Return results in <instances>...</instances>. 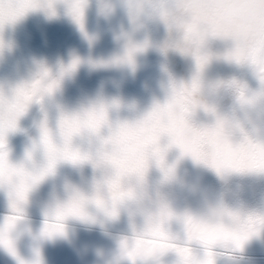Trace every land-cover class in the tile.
<instances>
[{
  "label": "clouds",
  "instance_id": "obj_1",
  "mask_svg": "<svg viewBox=\"0 0 264 264\" xmlns=\"http://www.w3.org/2000/svg\"><path fill=\"white\" fill-rule=\"evenodd\" d=\"M36 2L0 0V22L4 26L13 24L9 21ZM123 3L133 22L144 16L164 24L168 32L166 48L179 52L185 49L187 54L197 49L202 52L207 39L217 37L232 42L230 51L264 63V0H123ZM50 81L49 77L40 74L30 82L13 87L10 92L0 91V111L7 117L26 94L33 100L43 98ZM21 86L23 92L18 93ZM179 88L180 85L171 103H166L168 98L160 103L162 107L159 110L152 108L132 121L113 124L109 121L107 108V121L101 123L98 115L100 105L62 113L64 120L62 122L60 116L55 129L47 124V144L40 143L46 162L49 155H60L68 148L79 157L76 162H68L73 165L90 164L95 173L87 190L69 187L67 199L55 202L48 212L49 222L54 226L63 224V229L53 227V234L49 236L65 234L64 221L69 217L89 224L100 222L98 216L89 211L90 207L113 219L126 212L133 227L131 236L122 239L121 262L126 259L133 264L128 255L131 253L136 264L137 261L141 264H163L165 254L182 247L186 251L182 256L177 255L176 264H208L209 261L217 264L220 258L225 260V264H238L245 242L264 230V224L250 223L249 218L264 219V212L230 207L224 203L209 205L204 213L191 214V235L184 229V237L181 238L169 231V223L163 220L162 207H171L161 191L150 188L148 172L153 163L160 168L157 159L161 155L165 166L169 167L165 161L166 153L174 146L173 140L181 138L199 157V161L194 159L197 163L221 176L230 173L264 174V128L241 120L235 114L216 112L209 106L214 111L206 112L214 115V122L196 124L193 116L198 108L203 107L192 110V102L206 105L201 90L189 95V91L179 94ZM233 89L238 105L244 110L264 104L262 89L253 94L245 89L243 97ZM105 128L107 134H103ZM165 138L167 144L162 143ZM78 139L80 143L76 142ZM46 162L37 166L34 162L14 164L8 157L0 158V190L6 192L10 205L15 204L20 210L11 215L22 217L10 222L7 228L4 222L0 226V238L11 236L17 224L24 219L29 193L44 178L54 174L55 169L35 182ZM213 165H218L219 170ZM25 189L26 202L18 195ZM57 212L66 214L67 218L58 221ZM137 216L142 221L139 225L135 223ZM238 241H242L239 246ZM193 244L201 246L202 255L197 254ZM216 248L222 251H214ZM17 260L18 264H42V261L28 262L18 256Z\"/></svg>",
  "mask_w": 264,
  "mask_h": 264
},
{
  "label": "crops",
  "instance_id": "obj_2",
  "mask_svg": "<svg viewBox=\"0 0 264 264\" xmlns=\"http://www.w3.org/2000/svg\"><path fill=\"white\" fill-rule=\"evenodd\" d=\"M53 7L54 15L47 8H39L29 11L15 23L4 26L0 30V91L10 92L13 87L30 82L41 74L42 69L46 68L50 71L51 64L55 61L54 57L57 55L59 60L66 46L72 45L74 48L93 46L91 42L85 43V40H92L91 33L96 29H113L108 25L111 16L121 15L123 9L127 10L123 4L118 6L115 0H87L82 30L69 13L68 0H55ZM104 45L106 46V44ZM85 52V50L78 52L75 49L74 61H78V63L89 61L92 64L77 65L72 75L68 76L67 71H63L68 69L66 62L63 61L64 63L58 67L57 73L52 77L49 76L50 79L59 81L57 90L54 92L61 99V102L57 104V110L61 113H71L88 107L105 105L108 108L109 121L113 124L118 121H132L139 118V112H143L145 109L138 104L137 107L139 106L140 109L130 110L129 106L132 100L130 95L135 93L130 89L129 80L120 75L115 77L108 71L110 68L106 70L104 67L96 65L97 62L100 63L99 61L108 60L105 57L97 59L90 51L88 52L90 54H83ZM63 57H65V53ZM253 82V77H251L248 92L254 84ZM137 91V94H142V90L138 89ZM157 92H159V103H164L170 96L161 87ZM49 95L45 94L42 100L48 98ZM132 101L137 104V98ZM48 110L49 104L45 102L39 104L33 100L25 113L18 119L16 129L8 132L6 151L11 163L30 164L34 162L37 166H42L46 162L43 149L40 146V125L46 120L48 126L55 129L59 120V118L46 117L44 112ZM261 110L264 120L263 106ZM40 111L43 112L42 117H38ZM131 113L134 117H131ZM107 131V128L103 129V134H107ZM76 142L80 143V140L78 139ZM162 143L167 144V139L162 140ZM29 151L32 152L31 162L27 158ZM165 161L167 166L172 167V175L165 178L161 169L153 163L148 172L150 188L161 191L175 213L187 212L193 215L187 155H182L180 149L173 146L166 153ZM200 166L203 168L201 164ZM205 167L206 173L216 181L212 182L211 191L218 204L224 203L230 207H243L250 211L264 212V186L262 193L252 199L258 190V184L249 186L240 183L239 181L246 179V175L230 173L221 176L213 169ZM94 175L90 164L73 165L68 161L59 162L54 174L44 178L29 193L24 219L21 221L49 220L48 212L54 207L56 201L62 202L67 199L69 187L75 186L87 190ZM258 175L261 174L250 173L248 178L258 179ZM89 211L95 213L100 221L89 224L93 229L92 234L96 233V235L108 239L114 238V236L122 238L131 236L133 224L128 213L121 212L118 218L113 219L104 217L92 207ZM11 214L8 196L5 191L0 190V226L4 224L5 217ZM64 222L82 221L69 217ZM141 222L140 217L137 216L136 225ZM167 227L174 235L184 237V227L181 222L174 219ZM107 245L108 242L106 243L107 251L109 248L112 249ZM192 247L197 254H203L201 246L193 244ZM0 249L5 248L0 246ZM214 251L221 252L222 249L216 248ZM165 256L167 258L162 259L163 264H176L178 256L175 252H168ZM106 260L108 262V258ZM217 264H225V260L220 258L217 260ZM238 264H264V230L245 242Z\"/></svg>",
  "mask_w": 264,
  "mask_h": 264
},
{
  "label": "rangeland",
  "instance_id": "obj_3",
  "mask_svg": "<svg viewBox=\"0 0 264 264\" xmlns=\"http://www.w3.org/2000/svg\"><path fill=\"white\" fill-rule=\"evenodd\" d=\"M115 1L118 6L124 5L123 0ZM147 18L142 16L133 22L126 9H123L121 15L111 16L108 25L113 29H96L91 33L92 40H85V43L91 42L93 46L74 48L70 44L71 46H66L64 51L65 57H63V53L58 60L56 55L55 61L53 60L54 62L51 64L50 76L57 73V69L64 63L63 61L66 62V68H69L75 58V49L78 52L85 50L86 52L83 54L90 51L97 59L105 57L108 60L99 61L100 63L97 62L96 65L104 67L106 70L110 68L108 71L115 77L120 75L129 80L130 89L135 93H131L130 98L134 101L137 98V104L130 101V110L140 109L139 106L137 107L140 104L145 110L140 111L139 114L140 116L144 115L159 103V92H157L159 87L164 88L169 96L173 84L176 86L190 85L193 77L197 74L194 56L190 53H181L170 47L166 48L164 45L168 39V32L164 24L152 19L151 33ZM83 34L85 33L83 32ZM131 45L146 46L142 51L134 54L133 62L130 64L123 58ZM232 47V42L229 40L217 37L207 39L202 52L210 54L211 59L200 74L201 97L206 105L214 108L216 112L224 108L226 111L228 110V113L233 114L232 110H235L240 118H246L251 123L254 122L264 128L261 110L264 104L244 110L238 105L236 96H230L229 91L232 88L226 86L227 82L236 80L245 84L247 88V85L251 83V77H253L254 84L248 93L253 94L264 88L252 65L237 64L235 61L225 58ZM83 59L85 58L83 57ZM119 59L120 62L117 61ZM89 64L92 63L82 61L77 65L88 66ZM72 73L73 70L66 72L68 76H71ZM70 84L72 85V81ZM138 89L142 90V94L136 93ZM55 90L48 98L45 97L46 99L39 101V104L41 102L49 104V110L44 114L50 119L59 118L62 114L57 110V104L61 102V99L54 93ZM35 102L37 101L35 100ZM41 114H43L42 111L39 112L38 117H42ZM131 117H134L132 113ZM193 121L196 124H211L214 122V115L211 112H206L203 108H198L193 116ZM187 157L193 215H200L206 211L209 205L218 204L211 191L212 182L216 181L206 173V167L203 164H201L202 168L190 155ZM45 221H20L11 233V237L15 241L16 256L6 249H0V264H18L17 256L28 262L42 261V264H130L126 259L121 262L122 237L114 236V238L108 239L96 235V233L94 235L89 223L84 222H64L65 234L48 236L43 234ZM107 242V247L112 248H109L108 251L106 249ZM137 264H141V262L137 261Z\"/></svg>",
  "mask_w": 264,
  "mask_h": 264
},
{
  "label": "snow or ice",
  "instance_id": "obj_4",
  "mask_svg": "<svg viewBox=\"0 0 264 264\" xmlns=\"http://www.w3.org/2000/svg\"><path fill=\"white\" fill-rule=\"evenodd\" d=\"M54 2L55 0H37V2L32 5V7L26 9L23 13H21L19 16L14 17L9 23H15L18 19L22 18V16L26 15L29 11L36 10L39 8H47L51 14H55L54 12ZM87 0H68V5H69V13L73 17V19L80 25L81 29L83 30V20H84V8L86 6ZM4 27V24L0 22V30H2ZM146 45H131L128 47L125 57L123 58L126 60L128 63L133 62V56L136 52L142 51ZM180 51L184 54H187V50L185 49H180ZM196 61V66H197V74L193 77L192 82L190 85H184L181 84L179 88V94H183L185 91H189V95L191 93H195L200 89V74L203 71L204 67L208 64L209 60L211 59L210 54L201 52L199 49L191 53ZM226 59L230 61H235L237 64H244L248 63L254 67V70L261 82V85L264 86V63H258L254 58H244L242 57L238 52L236 51H229L226 56ZM78 64V61H73L72 64L69 66L68 69H65L63 71H72L76 68ZM42 77H49V71L45 68L42 69L41 71ZM59 81L51 79L50 83L48 84L46 88V93L51 94L56 87H58ZM227 87L230 88H235L240 92V96L243 97L244 90L246 89V85L238 82L236 80H231L227 82ZM264 90V88H262ZM18 93L23 92V88L18 87L17 89ZM171 96L169 97V100L166 103H171L172 100L175 99L176 95L178 94V89L175 84L172 86V91H171ZM42 99V97L37 98L36 101L39 102ZM33 102V98L31 95H24L22 101L19 103L15 104V106L10 110L9 114L7 117L4 116L3 112L0 111V158L6 159L8 157V153L6 151V137L9 131H13L17 127V121L18 119L25 113L27 110L28 106ZM162 107L160 103H157L154 107L153 110H159ZM197 107H203L205 111H214V109L208 108L207 105H200L197 104L195 101L192 102V110H195ZM98 115H99V120L101 123H104L107 121V106L101 105L99 110H98ZM64 117L63 115L61 116V121L63 122ZM41 128V144H47L48 140V133H47V121L45 120L44 122L41 123L40 125ZM173 145L175 147H178L181 151L182 155H191L193 159L199 161V157L196 156V154L192 151L191 146L185 142L181 138H176L173 140ZM27 158L29 160L32 159V152L29 151L27 154ZM79 159L78 155L71 151L70 149L66 148L62 154L57 155V156H52L49 155L47 158L46 165L41 169L40 174L36 177L35 182H39L44 178L45 175H47L50 171L54 170L56 165L61 162V161H71V162H76ZM157 164L161 168V170L164 173L165 178H168L169 175L172 173L173 169L172 167H166L164 163V158L161 155L157 159ZM213 167L217 168L219 170L218 165H213ZM19 198L26 202L27 199V189L24 191L20 192ZM12 212H17L20 211L19 209L16 208L15 204L10 205ZM47 215V214H46ZM114 216L115 213H112ZM161 216L163 220L167 223H170L172 220H177L183 224L184 229H187L189 231V235H191L190 232V226L193 220V217L191 214L185 212L183 214H177L175 213L172 209L165 207H162L161 209ZM22 218V217H16L13 215H9L5 217V227L7 228V225L14 221L15 219ZM67 218L66 214H62L57 212L56 214V219L59 220H64ZM249 222L256 224V223H262L264 224V219H261L260 217H250ZM53 227L56 229H63V224H56L55 226L52 225L48 219L45 221V225L43 228V234L44 235H51L53 234L52 230ZM247 238V237H245ZM242 241H238V246ZM0 246H3L8 252H10L13 256H16V250H15V241L12 239L11 236H7L5 238H0ZM121 246H124L123 240L121 241ZM186 249L185 248H175L174 252L182 256L184 255ZM130 259H132L133 264H136L135 262V257L129 253L128 254ZM208 264H211V261L208 262Z\"/></svg>",
  "mask_w": 264,
  "mask_h": 264
},
{
  "label": "trees",
  "instance_id": "obj_5",
  "mask_svg": "<svg viewBox=\"0 0 264 264\" xmlns=\"http://www.w3.org/2000/svg\"><path fill=\"white\" fill-rule=\"evenodd\" d=\"M147 22H148V28H149V30L151 31V33H152V26H153V23H152V19L151 18H147ZM249 87V86H248ZM248 87L246 88V89H248ZM232 109V108H231ZM222 110H224L225 112L224 113H228V110L226 111L225 109H221L219 112L221 113V111ZM233 111V114H235L236 116L238 115L236 112H235V110H232ZM239 119H241V120H246V121H249L248 119H246V118H243V117H239V116H237ZM250 122V121H249ZM248 173H246V174H244V175H246L247 177H246V179L245 180H243V181H239L240 183L242 182L243 184H247V185H249V186H251V185H256V184H258V190H257V192L256 193H254V195H253V197H252V199H254L255 198V196H257V195H259V194H261L262 193V187L264 186V175H258V179L257 178H255V179H253V178H248L249 177V174L247 175ZM248 188H250V187H248ZM249 193H251V192H249ZM251 199V200H252ZM250 200V201H251Z\"/></svg>",
  "mask_w": 264,
  "mask_h": 264
},
{
  "label": "water",
  "instance_id": "obj_6",
  "mask_svg": "<svg viewBox=\"0 0 264 264\" xmlns=\"http://www.w3.org/2000/svg\"><path fill=\"white\" fill-rule=\"evenodd\" d=\"M246 64H247V63H246ZM241 83H242V82H241ZM249 85H250V83L247 85V87H248ZM229 92H230V96H233V95L236 96L235 90H234L233 88H232ZM223 109H224V108H223ZM225 110H226V109H225ZM224 112H225L224 110L221 111V113H224ZM219 113H220V112H219Z\"/></svg>",
  "mask_w": 264,
  "mask_h": 264
}]
</instances>
